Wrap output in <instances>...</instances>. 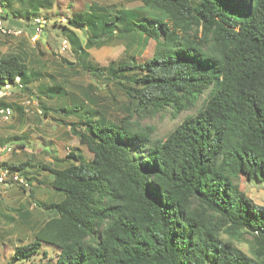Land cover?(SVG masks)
Listing matches in <instances>:
<instances>
[{
    "label": "trees",
    "instance_id": "trees-1",
    "mask_svg": "<svg viewBox=\"0 0 264 264\" xmlns=\"http://www.w3.org/2000/svg\"><path fill=\"white\" fill-rule=\"evenodd\" d=\"M23 1L30 18L50 0ZM140 1L69 19L90 34L89 47L114 33L144 35L154 54L100 68L69 35L84 70L118 81L126 114L62 108L79 118L72 133L92 157L71 152L64 167L42 165L62 199L38 203L57 215L16 247L12 261L32 260L45 241L54 256L44 252L31 264H264V205L236 182H264V0ZM17 77L29 79L24 58L1 57L0 83ZM187 110L165 137L134 119ZM27 164L9 166L26 177ZM242 240L250 252L237 246Z\"/></svg>",
    "mask_w": 264,
    "mask_h": 264
},
{
    "label": "rangeland",
    "instance_id": "rangeland-1",
    "mask_svg": "<svg viewBox=\"0 0 264 264\" xmlns=\"http://www.w3.org/2000/svg\"><path fill=\"white\" fill-rule=\"evenodd\" d=\"M4 5V14L17 13L19 15L15 17L27 24L26 30L22 29L20 35H0L7 42L18 43L11 45L12 48L15 45L12 51L20 53L28 64L29 79L27 83H23V90L16 89L15 95L10 98L15 111L10 121L0 120V139L3 138L16 149L3 157L5 161L14 164L28 163L25 174L30 178V187L23 189L18 184L0 185V264H31L33 259L37 260L44 252L48 257L54 256L55 247L40 241L39 253L35 254L32 260L30 258L12 261L15 249L35 240V233L51 217V210L41 206L45 204L44 201H55L63 195L54 191L50 183L52 175L44 170L42 165L64 167L71 152L80 155L84 160L92 157V153L86 146L81 145L79 138L72 133L74 123L79 122V118L67 115L62 108L83 104L79 114L98 109L111 117L120 118L126 114L128 104V97L116 79L108 76L105 71L92 74L82 68L83 60L78 56L69 35L75 33L79 37L83 47L90 54L88 59L100 68H107L112 62L142 63L153 56L155 42L152 39L146 41L144 35H136L137 39H134L129 35L114 33L110 38H105L102 44L89 47L87 38L90 34L69 22L76 12L98 10L96 7L108 11L117 8L132 9L141 5L140 0H50L30 18L25 17L29 6L23 0H10L9 3L4 1ZM33 17H43L46 20L39 34L34 32L31 22ZM64 40L67 44L66 48L62 49ZM65 59L72 62V65L65 62ZM59 85L61 89L57 87ZM26 96H32L36 103L29 112H25L22 104ZM37 108L42 110L41 114L36 112ZM45 111L47 115H44ZM191 113L193 110H187L175 118L170 112L156 116L136 113L134 119L143 126H155V137H165ZM236 182L255 203L264 205V182L248 181L245 178H239ZM10 189L14 192L16 204L7 206L5 200H11L7 197ZM19 203L23 209L34 214V221H30V214L27 215V223L19 219ZM5 212L10 219L3 218L2 214ZM32 224L34 230L31 229ZM236 244L244 251L250 252L247 240L236 241Z\"/></svg>",
    "mask_w": 264,
    "mask_h": 264
},
{
    "label": "built area",
    "instance_id": "built-area-1",
    "mask_svg": "<svg viewBox=\"0 0 264 264\" xmlns=\"http://www.w3.org/2000/svg\"><path fill=\"white\" fill-rule=\"evenodd\" d=\"M34 32L39 34L46 23L43 17H33L31 20ZM22 28H16L8 25L5 22L4 10L0 8V34L2 35H20ZM35 37V36H34ZM36 38V37H35ZM67 41L64 40L62 49L66 48ZM24 85L20 78L17 77L14 81H6L0 83V120L10 121L14 115V106L10 98L15 95L16 89L23 90ZM2 102H5L3 104ZM25 112H29L31 107L36 104L32 96H26L22 101ZM37 113L41 114L42 110L37 108ZM16 149L10 143L0 141V185L18 184L25 189L30 187L29 180L24 176L21 171L13 170L7 161L4 160L5 155L13 153Z\"/></svg>",
    "mask_w": 264,
    "mask_h": 264
},
{
    "label": "crops",
    "instance_id": "crops-1",
    "mask_svg": "<svg viewBox=\"0 0 264 264\" xmlns=\"http://www.w3.org/2000/svg\"><path fill=\"white\" fill-rule=\"evenodd\" d=\"M0 8L1 9H6L5 8V5L4 4H1V2H0ZM19 14H17V13H14V15H11V14H5V22L8 24V25H10V26H13V27H16V28H22L23 30H26V27H27V24L22 20V19H19V18H17V17H15V16H18ZM21 24H24V26H20L19 27V25H21ZM24 27V28H23ZM26 34H27V36H29L28 35V33L26 32ZM32 37H34L33 35H31ZM6 40L3 38V36H1L0 35V58L1 57H4V56H8V55H19L20 53H18V52H13L12 50H13V48H15V45L13 46V48H12V44H14V43H17V42H15V41H13V43L12 42H5ZM36 41V40H35ZM5 43V44H4ZM22 43V42H21ZM18 44V43H17ZM20 56V55H19ZM6 161H8V160H6ZM8 163H9V161H8ZM10 164H12V163H10ZM52 179V178H51ZM54 189V188H53ZM54 191H56L55 189H54ZM8 199H11L9 202H6V200H5V205H7V206H11V204L12 203H15L16 204V200H15V196H14V192L10 189V191H8ZM13 198V199H12ZM59 198V197H58ZM46 199H49V198H46ZM62 199V195H60V198L58 199V200H55L56 202L57 201H59V200H61ZM45 203H51V202H54V200H52V199H50V201H44ZM18 207V209H20L21 211H19V219L21 220V221H23L24 223H27V215L28 214H30L29 215V217H30V221H34L35 220V216H34V214L33 213H31V212H28L26 209H23V207H22V205L19 203V205L17 206ZM10 210V209H9ZM47 210H49L50 211V209H47ZM13 213V212H12ZM8 213H6L5 212V214H2L4 217L3 218H7V219H10V217L7 215ZM51 214V215H50ZM50 218H52V217H54V216H56L57 214H56V212L54 211V210H51L50 211ZM50 218H48V219H50ZM47 219V220H48ZM33 225L34 224H32L31 225V229L32 230H34L35 228L33 227ZM34 228V229H33Z\"/></svg>",
    "mask_w": 264,
    "mask_h": 264
}]
</instances>
